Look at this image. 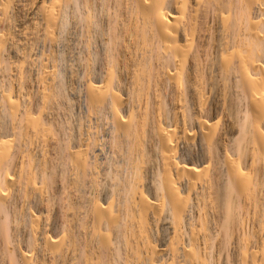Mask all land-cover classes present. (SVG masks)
I'll list each match as a JSON object with an SVG mask.
<instances>
[{
	"label": "bare ground",
	"instance_id": "1",
	"mask_svg": "<svg viewBox=\"0 0 264 264\" xmlns=\"http://www.w3.org/2000/svg\"><path fill=\"white\" fill-rule=\"evenodd\" d=\"M0 264H264V0H0Z\"/></svg>",
	"mask_w": 264,
	"mask_h": 264
}]
</instances>
